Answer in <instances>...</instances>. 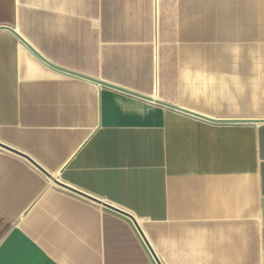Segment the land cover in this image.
<instances>
[{"label": "crops", "instance_id": "0c3cea01", "mask_svg": "<svg viewBox=\"0 0 264 264\" xmlns=\"http://www.w3.org/2000/svg\"><path fill=\"white\" fill-rule=\"evenodd\" d=\"M233 5L0 0V26L61 68L241 118L218 97ZM83 76L0 28V142L17 150L0 146V264H264V122Z\"/></svg>", "mask_w": 264, "mask_h": 264}, {"label": "rangeland", "instance_id": "374dc122", "mask_svg": "<svg viewBox=\"0 0 264 264\" xmlns=\"http://www.w3.org/2000/svg\"><path fill=\"white\" fill-rule=\"evenodd\" d=\"M262 1L241 0L243 12L239 16V21H233L230 15L225 14H219L217 18L216 31L219 40L222 41L225 38L223 35L229 36L235 26H239L241 34L240 37L231 40L236 50L235 53L241 60V63L235 62L238 65L234 70L233 84L223 85L220 83V79L218 84L219 98L225 92L230 93L231 89L233 90V106H236L237 109L231 110L233 114L223 111L226 115L241 116L242 118H264V37L250 35L255 31L261 32V29L264 32V12L254 10V7H260ZM224 45L223 42L218 43V47ZM253 53L258 55L254 60L249 59ZM253 64L260 66V69L254 71L252 69Z\"/></svg>", "mask_w": 264, "mask_h": 264}, {"label": "water", "instance_id": "95a60500", "mask_svg": "<svg viewBox=\"0 0 264 264\" xmlns=\"http://www.w3.org/2000/svg\"><path fill=\"white\" fill-rule=\"evenodd\" d=\"M0 28H6L8 30H10L13 34H15L22 42H24L32 51H34L41 59H43L46 63L50 64L51 66L55 67V68H58L62 71H65L67 73H71V74H75V75H79V76H83L81 74H78L76 72H73L71 70H67V69H64V68H61L55 64H53L52 62L46 60L39 52H37V50H35V48L29 44L25 38H23L14 28L10 27V26H0ZM89 80H92L94 82H97L99 84H102V85H107V86H111V87H114L116 89H119L121 91H124V92H127V93H131V94H134V95H137L139 97H142V98H145L147 100H155L157 101L158 103H161L165 106H168V107H171L173 109H176V110H179V111H182V112H185V113H188V114H191V115H194V116H197V117H202V118H205V119H208V120H211V121H215V122H241V123H261V122H264V118H228V119H219V118H212L206 114H203V113H199V112H196V111H193V110H190V109H187V108H183V107H180V106H177V105H174V104H171V103H168V102H164V101H161V100H157V99H154L152 97H149V96H146V95H143V94H139V93H136V92H133V91H130V90H127L125 88H122V87H119V86H115V85H111L107 82H104L102 80H99L97 78H92V77H88V76H83ZM0 146L4 147V148H7L11 151H17V150H14L13 148H11L10 146H7L3 143L0 142ZM24 155V154H23ZM27 159H29L32 163H34L35 165H37L43 172H45V174L49 177H51V174H49L48 172H46L43 168H41L36 162H34L28 155H24ZM54 182L59 186V187H63L67 190H70L72 191L73 193L75 194H78L80 196H83V197H86L92 201H95V202H98V203H102L99 199L95 198V197H92V196H89L87 194H85V192H82L80 190H77L75 188H72L58 180H54ZM106 207L108 208H111L113 210H116V211H119V212H122L128 216H130L131 218H133L131 215L123 212L122 210H119L118 208L112 206V205H109L107 203H103ZM134 219V218H133ZM136 223V222H135ZM155 258L158 262V264H161L160 260L157 258L156 254H155Z\"/></svg>", "mask_w": 264, "mask_h": 264}, {"label": "bare ground", "instance_id": "6f19581e", "mask_svg": "<svg viewBox=\"0 0 264 264\" xmlns=\"http://www.w3.org/2000/svg\"><path fill=\"white\" fill-rule=\"evenodd\" d=\"M232 1V0H231ZM224 4H225V2H224ZM264 0L262 1V4H260V9H261V11L262 12H264ZM233 10L235 11V12H233L234 13V16H233V21H237L238 19H239V16H241V12H243V10L241 9V0H234V5H233ZM241 10V11H240ZM226 15V14H225ZM239 21V20H238ZM238 23V22H237ZM236 25H238V24H236ZM234 26V25H233ZM255 31V30H254ZM253 31V32H254ZM254 34V35H253ZM250 35H252V36H254V37H261V38H263L264 37V32H263V30L261 29V32H257V31H255L254 33H252V34H250ZM220 36V35H219ZM225 38L224 39H222V41H223V43H225V45L223 46V47H219V50H218V52L219 53H227L228 52V50H227V47H229V46H226V44L228 43V42H230L233 38H237V37H240L241 36V34H240V31H239V26H235L234 27V29L232 30V34L231 35H229V36H227V35H223ZM223 38V37H222ZM218 49V48H217ZM231 52H232V54H233V56H234V61H233V66H234V69L235 68H237V65L238 64H236L235 62H237V63H241V60H239V57H237V54L235 53L236 52V50H235V48H234V46L232 45V48H231ZM258 54L256 53H253L250 57H249V59H252V60H254V58L257 56ZM258 62V61H257ZM236 64V65H235ZM256 64V63H255ZM255 64H253V66H252V69L254 70V71H256V70H258V69H260L258 66H255ZM262 69V68H261ZM237 84H239V82H237ZM236 84V85H237ZM237 109V107L236 106H232V111H235Z\"/></svg>", "mask_w": 264, "mask_h": 264}]
</instances>
